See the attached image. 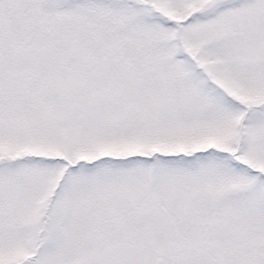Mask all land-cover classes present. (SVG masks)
Wrapping results in <instances>:
<instances>
[{
  "label": "snow or ice",
  "instance_id": "6c2138e0",
  "mask_svg": "<svg viewBox=\"0 0 264 264\" xmlns=\"http://www.w3.org/2000/svg\"><path fill=\"white\" fill-rule=\"evenodd\" d=\"M0 264H264V0H0Z\"/></svg>",
  "mask_w": 264,
  "mask_h": 264
}]
</instances>
